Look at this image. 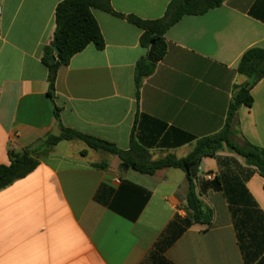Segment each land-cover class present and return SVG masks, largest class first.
Segmentation results:
<instances>
[{"label": "crops", "instance_id": "crops-1", "mask_svg": "<svg viewBox=\"0 0 264 264\" xmlns=\"http://www.w3.org/2000/svg\"><path fill=\"white\" fill-rule=\"evenodd\" d=\"M62 1L0 0V165L9 164L10 150L60 133L54 107L64 127L122 151H130L135 128L153 161L185 158L196 140L224 127L234 87L248 81L238 73L242 55L264 48V0H228L184 16L166 32L167 53L138 98L143 31L93 10L104 48L90 44L61 66L52 100L42 59ZM171 1L110 0L116 13L143 20L162 18ZM251 95L252 106L238 111L234 139L264 149V78ZM207 175L219 178L220 190L206 186ZM198 177L211 225L187 224L182 169L142 174L80 140L60 142L0 192V264H264L260 171L223 150L202 160Z\"/></svg>", "mask_w": 264, "mask_h": 264}, {"label": "trees", "instance_id": "trees-1", "mask_svg": "<svg viewBox=\"0 0 264 264\" xmlns=\"http://www.w3.org/2000/svg\"><path fill=\"white\" fill-rule=\"evenodd\" d=\"M227 1L172 0L166 8L164 16L157 20H143L134 15L118 14L113 10L110 0L62 1L56 9V27L52 42L45 47L42 59L49 70V97L54 99L56 76L61 66L67 65L74 55L80 53L90 44H93L98 50L104 48V38L93 10L125 18L143 31L140 44L146 53L137 62L135 71L137 97L139 98L143 79L154 73L157 65L167 53L166 32L184 16L203 15L211 9L221 7ZM54 47L59 50L58 60L51 63V58L55 55ZM238 73L245 76L248 81L245 85L234 87L224 127L218 133L196 140L192 151L185 158L178 159L174 155H168L153 161L149 152L136 142L135 128L131 135L130 151H122L109 142L64 127L60 120V111L54 107L60 133L58 135L50 134L22 151L10 150L8 153L9 164L0 165V192L32 173L60 142L80 140L90 149L119 157L123 166L142 174L152 175L164 168L182 169L188 180L187 205L192 217V220L187 221V224L211 225L214 212L200 197L201 185L198 174L202 160L215 158L219 152L227 150L240 156L248 166L254 167L258 171L264 168V149L247 141L239 144L234 139L238 111L242 106H252L254 100L251 91L264 78V48L248 49L240 59ZM86 153V151L81 152L83 156ZM93 166L96 168L106 167L105 164H94ZM262 176L264 177V175ZM206 186L213 190L221 189L219 178L208 181Z\"/></svg>", "mask_w": 264, "mask_h": 264}, {"label": "water", "instance_id": "water-1", "mask_svg": "<svg viewBox=\"0 0 264 264\" xmlns=\"http://www.w3.org/2000/svg\"><path fill=\"white\" fill-rule=\"evenodd\" d=\"M54 51H55V55L51 58V63H55L57 60H58V54H59V50H58V48L57 47H54ZM128 168V167H127ZM260 173L262 174V175H264V168H262L261 170H260Z\"/></svg>", "mask_w": 264, "mask_h": 264}, {"label": "built area", "instance_id": "built-area-1", "mask_svg": "<svg viewBox=\"0 0 264 264\" xmlns=\"http://www.w3.org/2000/svg\"><path fill=\"white\" fill-rule=\"evenodd\" d=\"M1 15H2V10L0 8V17H1ZM206 178H207V180H210V181L214 179V177L212 175H207Z\"/></svg>", "mask_w": 264, "mask_h": 264}]
</instances>
